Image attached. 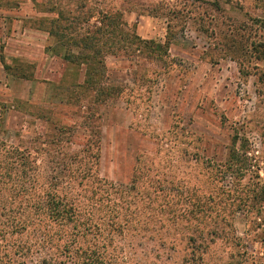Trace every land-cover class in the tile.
I'll return each instance as SVG.
<instances>
[{
    "label": "rangeland",
    "instance_id": "rangeland-1",
    "mask_svg": "<svg viewBox=\"0 0 264 264\" xmlns=\"http://www.w3.org/2000/svg\"><path fill=\"white\" fill-rule=\"evenodd\" d=\"M56 4L118 12L144 40L166 42L172 25L163 62L107 58L108 82L126 91L102 109L99 189L50 179L57 158L80 152L90 138L79 128L62 151L53 137L59 121H82L72 107L53 109L60 102L54 85L65 74L45 31ZM263 23L252 0H0V145L43 148L39 194L96 191L111 201L101 208L107 230L118 216L131 220L110 245L118 264H264V61L239 50L233 35L264 42ZM1 179L0 264L57 256L63 232L48 216L37 217L39 228L13 221L24 209L36 213L24 198L42 195L22 178ZM24 184L34 192L16 195Z\"/></svg>",
    "mask_w": 264,
    "mask_h": 264
},
{
    "label": "trees",
    "instance_id": "trees-1",
    "mask_svg": "<svg viewBox=\"0 0 264 264\" xmlns=\"http://www.w3.org/2000/svg\"><path fill=\"white\" fill-rule=\"evenodd\" d=\"M252 1L256 5V10L264 15V0ZM216 4L220 5L216 2L214 6ZM84 8L68 11L56 4L55 8L47 11L54 17L47 20L48 26L45 31L56 42L54 47H49V50L62 60L65 67V74L54 85L55 96L59 97L60 102L53 105V109L72 107L75 109L74 116L82 120L80 124L76 122V125L63 124L59 121V124L54 127L56 136L53 137H56V145L60 146L63 151L70 149L68 144L75 143L74 137L79 133V128L90 133L88 143L81 148V151L72 152L73 159H70L72 158L70 153H62L64 156L57 158L55 162L57 166L53 169L55 176L50 179L61 182L70 179L78 183L77 188L86 184L99 189V184L102 183L99 178L102 109L112 101L123 97L126 91L124 86L108 82L107 58L110 56L128 58V60L146 58L145 60L152 65L161 63L165 57H168L173 35L171 34L170 20L167 22L166 42L144 40L134 30L127 29L122 15L118 12H91ZM260 21L263 20L260 18ZM237 34L233 32V35H236L234 38L239 37L241 40L238 43L239 50H242L243 53H251L257 62L264 61V42L250 43L248 40H244L239 32ZM73 72H75V76L74 79H71ZM152 76H155L157 80L160 75L153 71ZM141 79H144V76ZM37 117L44 120L47 125H52L51 118H47L45 115ZM44 144L51 143H41V145ZM44 150L46 149L44 148ZM43 152V148L18 149L9 148L4 144L0 145V185H2L1 178H7L9 181H18V178H22L24 182L29 181L33 187H36L38 179L41 178L40 172L43 170L38 164ZM42 155L47 156L45 153ZM38 171L40 172L38 173ZM24 185L18 189L16 195H30L34 192L33 187L29 188L26 187V184ZM40 189L36 187L35 194H39ZM42 191L44 193L43 195L39 194L42 196L38 198V202L35 200L31 202L24 198L25 203L33 205L31 209L36 213L30 215L24 209L21 213L17 212V216L13 220L17 221V224L34 225L40 221L37 219L38 216L45 215L52 220L50 222L52 229L62 230L61 239L63 240L55 242V249L60 253L44 260L42 264H67L61 258L63 254L71 260L70 264H118L114 253L109 249L110 245L115 242L114 234L130 231L132 228L131 220L126 215L123 214V220L118 216L107 222L109 227L107 230L105 228L106 216H101V208L102 204L108 208L107 205L111 201L104 199L98 192L92 191L87 196L86 193L71 196V192L63 194L53 188ZM78 198H83L84 202L79 201ZM112 204L120 208L121 211L124 210L115 202ZM40 205L41 207H37ZM86 209L87 213L84 212ZM95 218L96 220L100 219L101 224L94 225ZM35 227L39 228L40 226L36 224ZM68 236L69 240L64 241Z\"/></svg>",
    "mask_w": 264,
    "mask_h": 264
},
{
    "label": "crops",
    "instance_id": "crops-1",
    "mask_svg": "<svg viewBox=\"0 0 264 264\" xmlns=\"http://www.w3.org/2000/svg\"><path fill=\"white\" fill-rule=\"evenodd\" d=\"M54 58V57H53Z\"/></svg>",
    "mask_w": 264,
    "mask_h": 264
}]
</instances>
